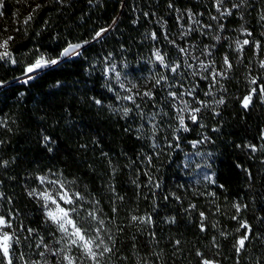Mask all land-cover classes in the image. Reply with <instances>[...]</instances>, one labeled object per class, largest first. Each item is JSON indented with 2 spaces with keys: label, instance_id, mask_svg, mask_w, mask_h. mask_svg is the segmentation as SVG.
<instances>
[{
  "label": "trees",
  "instance_id": "obj_1",
  "mask_svg": "<svg viewBox=\"0 0 264 264\" xmlns=\"http://www.w3.org/2000/svg\"><path fill=\"white\" fill-rule=\"evenodd\" d=\"M198 2L0 0L10 54L0 59V211L17 230L13 264H56L55 226L28 189L44 174L80 194L73 218L129 262L264 264V68L251 87L246 70L228 78L217 107L173 101L186 92L169 79L177 50L162 25ZM80 41L76 55L15 80Z\"/></svg>",
  "mask_w": 264,
  "mask_h": 264
},
{
  "label": "rangeland",
  "instance_id": "obj_2",
  "mask_svg": "<svg viewBox=\"0 0 264 264\" xmlns=\"http://www.w3.org/2000/svg\"><path fill=\"white\" fill-rule=\"evenodd\" d=\"M197 5L198 8L176 7L175 23L167 25L168 23L163 22L162 25L168 43L167 50L169 44H172L177 50L176 53L171 52L173 57L169 56L173 59L172 68H177L175 72L171 71L169 79H173L175 81L173 84L185 89L184 92H186V96L181 92V95L176 96L173 101L189 112L198 109V104H209L217 107L221 103L220 101L225 99L226 94L231 91L228 88L227 80L233 74L237 78L239 72L246 70L251 87L252 78L256 76L260 68H264L261 66L264 64V19L261 18L264 17V0H222L219 5L217 0H199ZM229 10L230 15L227 14ZM256 18L260 20L259 35H256L253 30L256 26ZM106 29L104 28L100 33H103ZM248 33H251V35ZM245 40H248L249 43L244 44L243 41ZM84 43V41L69 43L64 47L61 54L65 49H70V46L80 45V47L75 51L70 50L66 55L60 54L53 58H43L58 62L63 58L76 55ZM165 51L162 47L155 49V53L159 52L162 57H164ZM225 58H227L228 64H225ZM185 69L189 70L190 78L183 75ZM35 74V72L31 74L25 72L17 76L15 80H25L28 75L34 76ZM177 81H180L179 85ZM197 88L203 94L202 97L196 95ZM259 89L264 100V91H262L264 81L259 83ZM185 104H187V108H185ZM42 177L44 178L43 182L41 181ZM53 181L56 183H52ZM28 189L30 193H35L32 195L40 202L46 217L48 209L54 208L55 205L48 202V206L45 207V201L39 196V193L49 192L59 200L57 193L67 191L61 188L54 177L46 174L41 175L39 182L30 185ZM60 203L62 207L69 208L62 201ZM0 217H4L11 225V227L0 229V233L8 232L13 235V246L18 238L17 230L5 213L0 211ZM54 226L53 251L56 253V264H67V261L63 259L64 255L77 258L78 264H94L93 261L83 257L79 248L69 246L68 239L58 231L55 224ZM104 246L105 244H102L100 249H96V251L99 253ZM106 246L110 248L108 245ZM97 259L99 264H147L140 261L129 262L124 258L117 257L112 249L110 252H105L103 256L98 255Z\"/></svg>",
  "mask_w": 264,
  "mask_h": 264
},
{
  "label": "snow or ice",
  "instance_id": "obj_3",
  "mask_svg": "<svg viewBox=\"0 0 264 264\" xmlns=\"http://www.w3.org/2000/svg\"><path fill=\"white\" fill-rule=\"evenodd\" d=\"M221 3H222V0H217L218 5ZM227 14L229 15L231 14L230 10L227 12ZM261 18L264 19V17H261ZM29 19H31V17H29ZM248 34L251 35V33H248ZM100 35H101L100 32L96 33L97 37H99ZM243 43L248 44L249 41L245 40L243 41ZM7 45H8L7 40L0 43V48L5 49V51L0 52V59L9 57L10 54L6 50ZM79 47L80 45L70 46V49H65L61 55H66L70 52V50L75 51V49ZM155 55H156V59L161 61V63H163V57L159 54V52H157ZM56 63H57L56 60L48 61V60H45L43 57H40L33 64L29 65L26 68V74H31L34 72L38 74V72L44 67H46L47 65L56 64ZM225 64H228L227 58H225ZM261 66L264 67V64H262ZM229 67H230V64H229ZM171 70L175 72L177 68L173 67ZM27 79L31 80V79H34V77L32 75H28ZM25 82H27V80ZM252 83H255V80H253ZM253 91H255V89H253ZM262 91H264V89H262ZM145 95H150V93H145ZM172 95L175 97L174 93ZM125 99L132 100L133 98L131 96H128V97H125ZM250 101H251V95L245 96L243 98V106L248 107V104ZM220 102L222 103L223 101H220ZM97 103H100V102L97 101ZM185 108H187V104H185ZM124 111H125V114H127L129 109H125ZM195 111H198V109L193 110V112ZM191 119L195 121L196 116L193 114L191 116ZM180 124L181 125L184 124V120L182 118L180 119ZM45 139L47 140V138ZM43 180L44 178L42 177L41 181L43 182ZM52 183H56V182L53 181ZM61 188H63V185H61ZM31 194H35V193H31ZM57 195L59 197V200L56 197H54L52 194H50L49 192L39 193V196L45 201V207L48 206V202H50L52 205H55L54 208L48 209L46 213L48 219L53 224H55L58 228V231L61 232L64 235V237L68 239L69 246H76L77 248L80 249L84 258L93 261L94 264H99V260L97 259L98 255L103 256L105 252H110L111 249L105 245L103 249L98 253L96 249H100L101 245L104 244V241L100 239L99 235H97L96 237H90L87 233V230L81 228L78 222L73 218V213L78 215L77 208L75 207L76 201L81 200L83 198L80 196L79 193L73 194V193H69L68 191L57 193ZM60 201H62L64 204L72 205L73 207H70V208L62 207ZM235 207L237 208V211H239V205H235ZM88 215L91 216L93 219H95V213L90 212ZM201 216H203V213H201ZM138 219H142V218H138L136 216L132 217L133 221H136ZM100 223L102 224L103 221H101ZM5 227H11V225L5 220L4 217H0V229H3ZM241 227L247 228V225L241 224ZM28 231L31 232L32 230L29 229ZM99 231L100 230L97 229V233H99ZM247 239H248V236L245 235L237 241V244H238L237 251L238 252L240 251L241 248L244 247L245 240ZM97 240H99V243L96 242ZM15 242L18 243L19 242L18 239ZM12 243H13V235H10L8 232L0 233V257H2L3 260H6L7 264H13L12 259H11ZM52 254L55 255L56 253L53 252ZM41 255H43V253H41ZM63 259L67 261V264H78L77 258L71 255H64ZM0 264H2V261H0ZM203 264H213V262L204 260Z\"/></svg>",
  "mask_w": 264,
  "mask_h": 264
}]
</instances>
